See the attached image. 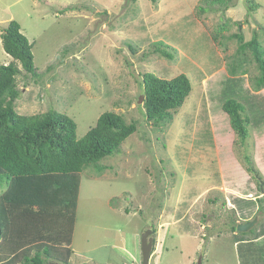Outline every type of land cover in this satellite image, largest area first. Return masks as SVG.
Instances as JSON below:
<instances>
[{
	"label": "rangeland",
	"instance_id": "obj_1",
	"mask_svg": "<svg viewBox=\"0 0 264 264\" xmlns=\"http://www.w3.org/2000/svg\"><path fill=\"white\" fill-rule=\"evenodd\" d=\"M252 2L259 7L250 12ZM201 5L209 6L204 0H0V65L15 61L22 70L20 114L66 113L78 138L106 111L138 125L120 153L100 161L102 171L81 173L70 264H142L148 229L155 239L150 264L200 258L239 264L231 225L243 218L233 197L257 196L259 185L264 194V125L250 124L240 144L218 95L243 59L245 86L254 91L260 71L250 49L238 52L236 34L248 41L257 33L264 46V0H231L227 10L217 4L205 12ZM13 19L33 43L38 77L4 49L2 29ZM145 72L166 79L185 73L191 80L190 95L170 123L146 118ZM257 92L264 94V87ZM246 155L262 174L260 184L248 177ZM252 182L257 193L249 196ZM253 216L260 232L264 215Z\"/></svg>",
	"mask_w": 264,
	"mask_h": 264
},
{
	"label": "trees",
	"instance_id": "obj_2",
	"mask_svg": "<svg viewBox=\"0 0 264 264\" xmlns=\"http://www.w3.org/2000/svg\"><path fill=\"white\" fill-rule=\"evenodd\" d=\"M230 1L204 0L209 6L201 5L199 9L205 12L219 4L227 10ZM258 7L252 2L249 10ZM236 36L240 41L238 52L244 54L250 49L260 73L251 91L244 83L245 59L234 64L218 101L229 116L238 142L244 144L250 124L264 125V94L257 92L264 87V46L257 33L248 41L242 34ZM1 37L5 51L21 63L25 72L33 77L42 75L35 65L33 43L17 20H11L2 29ZM158 51L173 57L161 47ZM21 72L15 61L0 65V264H70L81 173L89 167L102 171L104 165L100 161L120 153L123 142L138 125L136 121L127 122L119 113L106 111L95 126L78 138L77 123L66 113L49 109L32 115L20 114L16 101L22 93L17 79ZM143 88L142 107L147 120L164 125L173 120V113L190 95L192 83L185 73L166 79L145 72ZM245 158L246 170L260 184L261 172L250 155ZM233 201L244 219L254 217L257 212L264 215V194L256 199L236 196ZM237 224L234 220L232 232H236ZM254 229L239 232L238 236L256 238L264 234V229L260 232Z\"/></svg>",
	"mask_w": 264,
	"mask_h": 264
},
{
	"label": "crops",
	"instance_id": "obj_3",
	"mask_svg": "<svg viewBox=\"0 0 264 264\" xmlns=\"http://www.w3.org/2000/svg\"><path fill=\"white\" fill-rule=\"evenodd\" d=\"M248 177L251 178V175H248ZM255 188L257 189V185L255 182H252L251 187H248L246 189V191L248 190V192H246V193H248L249 196H251V193H257V190H255ZM227 194H229L226 196L229 199L230 203L232 204V201L230 199V196H232V193H230V191L228 190ZM236 194H238L237 196L240 198L244 197V195L241 193H236ZM236 194H234V195H236ZM254 195H256V194H254ZM254 195H252L251 198L256 199V198H259L261 196V195H259V196H254ZM233 207H235V206L233 205ZM251 219H252V217H249L248 219L243 218V220L238 219L237 223H241L243 221L245 222V221H248ZM238 233L239 232H233V234L235 236L232 235V237L234 240V244L236 245V251H237L239 264H264V234L261 235L260 237H256V238H254V237L247 238V237L238 236ZM159 246L162 248L161 242H160ZM132 259H133V261L136 260L135 257L133 256V254H132ZM123 263H125V261ZM125 264H129V263L126 262Z\"/></svg>",
	"mask_w": 264,
	"mask_h": 264
},
{
	"label": "water",
	"instance_id": "obj_4",
	"mask_svg": "<svg viewBox=\"0 0 264 264\" xmlns=\"http://www.w3.org/2000/svg\"><path fill=\"white\" fill-rule=\"evenodd\" d=\"M144 95L140 97V101H144ZM258 219L254 218L245 222H241L237 224V231L238 232H246L250 230L254 225L257 223ZM153 230L148 229L145 231V233L142 235V253H143V263L142 264H150L154 242L155 239L152 236ZM60 264V263H56ZM197 264H202V259L200 258L197 262Z\"/></svg>",
	"mask_w": 264,
	"mask_h": 264
}]
</instances>
